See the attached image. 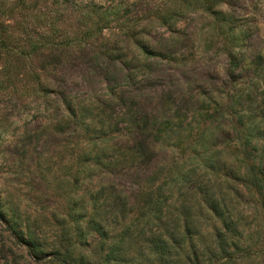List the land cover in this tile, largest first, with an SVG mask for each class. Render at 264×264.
I'll use <instances>...</instances> for the list:
<instances>
[{"label":"rangeland","instance_id":"374dc122","mask_svg":"<svg viewBox=\"0 0 264 264\" xmlns=\"http://www.w3.org/2000/svg\"><path fill=\"white\" fill-rule=\"evenodd\" d=\"M24 2L21 5L20 0H0V25L6 29L9 42L23 46L27 53L28 36L41 42L45 32L56 46L40 47L24 58L15 49L0 54V206L5 212V219L0 217V264H60L57 252L67 248L73 258L70 264H105L107 248L99 246L96 234L87 230L88 217L80 219L82 200H88L89 192L97 188L109 189L114 196L126 195L132 207L128 220L117 219L116 212L107 214V242L118 239L116 234L129 219H135L126 237L122 262L111 264H264V190L258 193L247 187L240 169L244 162L260 163L261 159L244 157L235 141L226 142L221 131L226 116L210 124L202 140L200 130L194 128L183 132L185 143H158L150 163L131 157L125 161L117 155L122 148L118 145L134 134H119L115 137L119 138L117 147L106 151L114 144L111 139L106 141L111 137L106 130L97 140H90L95 138L93 129L99 131L100 123L111 120V112L124 110L126 105L117 103L119 89L143 88L152 95L170 93L167 89L182 90L186 94L182 108L187 121L195 109L196 98L192 96L197 91L208 93L223 88L239 93L249 87L253 99L260 98L263 83L252 87L254 78L247 76L250 71H236L237 76L229 83L224 68L230 51L240 60L264 55V0ZM91 4L121 9L99 21L101 33L88 37L86 32L98 21L89 13ZM206 5L221 9L224 17L218 19L205 10ZM174 38L182 40L177 47L194 59L190 63L193 83L188 87L176 80L177 74L163 79L160 73L158 83L152 84L138 82L141 74L132 85L113 82L111 60L96 59L102 46L111 48L114 40L130 47L124 50L130 59L136 42L161 48L165 39ZM114 86L116 95L110 108L105 113L98 107L94 109L99 105L97 101L111 99ZM60 91L75 94L81 101L79 114L90 124L86 130L85 125H78L80 133L71 137L70 121H65L59 131L53 128L58 124L55 114L59 112L54 108ZM43 100L49 102L46 114L38 111L45 106ZM158 104L154 109L159 113ZM205 105L213 111V103ZM247 106L243 110H248ZM99 153L103 159H110L111 170L105 163L92 171L85 170L82 162ZM153 190L171 196L160 215L150 210L147 218L141 219L139 214L148 210L146 207L144 211L142 204L150 207L148 195ZM212 199L219 204L218 211L211 208ZM167 230H172L173 237ZM217 232L225 240L223 251H217V240L213 238ZM27 236L39 244L36 257ZM157 236L168 241L169 247L162 254Z\"/></svg>","mask_w":264,"mask_h":264},{"label":"trees","instance_id":"16d2710c","mask_svg":"<svg viewBox=\"0 0 264 264\" xmlns=\"http://www.w3.org/2000/svg\"><path fill=\"white\" fill-rule=\"evenodd\" d=\"M20 4L25 5L24 0H20ZM89 8V13L93 14L98 21L94 24V29H89L86 32V36L88 37L95 32L101 33V26H98L99 21L105 20L111 15H116L121 9L119 6L114 8H103L96 4H91ZM205 10L213 13L218 19L224 17L222 10L219 8L218 10H214L209 5H206ZM166 21H168L167 18ZM52 24V22L49 23L51 28L53 27ZM5 30L6 29L0 25V54L2 53L1 51L8 53V49H11V51L15 49L19 56L24 58L29 57L32 52L37 51L40 47L56 46V43L48 39V34L44 32L41 34V42H34L31 40L32 37L28 36L26 42L28 52L25 53L26 48L21 45L13 46L9 42ZM182 44L183 42L179 38L165 39V43H161V48L150 45V43L136 42L135 49L132 48L131 58L127 59L124 50H129L130 47L124 45L122 40H114L111 43V48L107 46V44L102 46L103 48L99 50L96 59L105 57L111 60V67L113 68L111 71V80L113 82H126V85H132L136 82L135 78L137 74H141V77L138 78L140 79L138 82H144V84L151 82L150 84H152L158 83L160 73L163 79H172L177 74L176 80L188 87L193 83L191 78L192 75L190 74V63L194 59L189 57L188 51L182 52L180 47H177V45L181 46ZM57 45H61V43ZM135 50L136 53L134 54ZM230 54L229 56L227 55L229 57V63L226 68H224V74L229 77V83L237 76V74H235L236 71H250L251 75L247 76L254 78L252 87L258 88L259 83H263L260 90V98H254V100L250 95L249 87L242 89L239 93H233L232 89L224 90L223 88H221V90L211 89L208 93L197 91L196 96H192V98H196V102H193L195 109L191 112V118L187 121L188 115L187 113L183 114L182 108L183 105H186V102H184V100L186 101V94H182V90L176 92L167 89L170 93L163 92L162 90V94L159 95L155 93L152 95L149 90L146 91L143 90V88H136L135 90L129 91L119 89L120 94L117 96V103H121V106L126 105L124 110H120L119 114L115 112H113V114L111 112V120H108L107 123H100L101 130L95 131L96 129H93L92 135L95 138H91L90 140H97L98 136L105 133L102 131L106 130L108 135L111 134V137L106 138V141L111 139V143H114L103 150L106 151L107 149H115L113 148L115 146L117 147L119 138L115 137H118L119 134L123 132L134 134L131 139L124 140L118 145L122 148L117 151V155L123 156L125 161L128 159L127 157H131L130 160L146 159V162L150 163L152 161V156L156 153V145H158V143L165 141H172L178 144L185 143L187 137L183 136V132L194 128L200 130V139L202 140L209 129V125L214 124L219 117L224 115L226 116L227 122L221 131L225 134L226 142L230 143L232 140L235 141V144L241 149L244 157H257L258 161L261 159L260 163L252 161L243 163V166L240 168L242 182L247 187L255 189L258 193H263L264 55L258 53L252 60H247V58L240 60L237 58L235 52L230 51ZM209 87L210 85L207 84V88ZM114 88L111 90V99L108 100L107 98L97 101L99 105L97 104L94 109L98 107L100 111L105 113V111L110 108V103H112L116 95L114 92L116 88ZM181 88L184 89L183 87ZM43 93L45 94V91ZM58 95V103L54 109L60 113H58L60 117L57 118L58 114H55L58 124H54V130L59 131V127L64 126L66 123L65 121H70L73 126L72 130H67L69 132V137H71L70 134L80 133L77 129L78 125H85V130L88 129L87 127L90 126V124L85 123L84 118H81L79 114V110L81 109L79 104L81 101L74 96L75 94L72 95L71 93L60 91ZM158 102L161 103L159 113L154 109L155 105H159ZM43 103L45 106L38 111L42 114H46V111L49 109L46 106H49V102L43 100ZM205 103H209V105L213 103V111H210ZM245 104L248 105V110H243ZM253 104L255 106L251 107ZM83 148L84 147H82V149ZM83 152L87 151L83 150ZM88 153H90V151ZM103 163L111 170L110 159H103L100 153L86 159L82 162V165L85 170L92 171L99 166L101 167ZM114 166L117 168L118 163H115ZM170 196L171 194H163V192L153 190V193L148 195L150 207H148L147 204H142L145 207L144 211L146 207L148 210L143 212V214H139V217L143 219L145 216L146 219L150 210L160 215ZM112 198H115L116 201L112 202ZM211 201L212 202H209L211 208L218 211L219 204L213 201V199ZM129 206L126 195L123 197L118 196V194L114 196L113 191L109 189L108 191L102 190V188H97L94 191L91 190V192H89V199L86 201L82 200L81 202V221L88 217L87 230L96 234L95 240L97 243H100L99 246L101 245L105 249L107 248L105 264L122 262V253L126 247V237L130 236V228L134 226L135 223V219H129L125 227L116 234L118 239L110 243L106 240L107 232L105 228L108 226L107 214H114L116 212L117 219L128 220V215L132 212V207L130 208ZM4 213L5 212H3L0 206L1 220L5 219ZM223 215L224 214L220 212L219 216H221L222 220H224ZM155 219L159 220L156 216ZM14 231L15 234H20V232L15 229ZM167 231L169 235L173 237L174 234H172V230ZM218 233L219 232H217V234L214 233L213 238L215 241L217 240V251H223L226 245L225 240L223 236ZM156 240L158 242L160 241V244L157 245L160 247V254L164 253V250L169 247L168 241L158 238V236ZM167 240L170 239L168 238ZM26 241L31 251L35 253L33 257H36L37 253L40 252L39 244L31 236H27ZM57 254L58 258L56 261L60 264H70V261H73L72 256L68 252V248L61 251L58 250ZM230 256L231 255L228 257L231 258Z\"/></svg>","mask_w":264,"mask_h":264}]
</instances>
